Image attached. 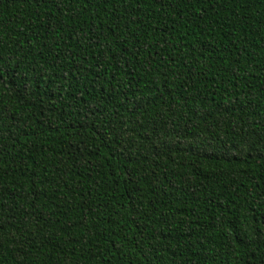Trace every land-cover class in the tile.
Instances as JSON below:
<instances>
[{
  "label": "trees",
  "instance_id": "1",
  "mask_svg": "<svg viewBox=\"0 0 264 264\" xmlns=\"http://www.w3.org/2000/svg\"><path fill=\"white\" fill-rule=\"evenodd\" d=\"M0 264H264V0H0Z\"/></svg>",
  "mask_w": 264,
  "mask_h": 264
}]
</instances>
